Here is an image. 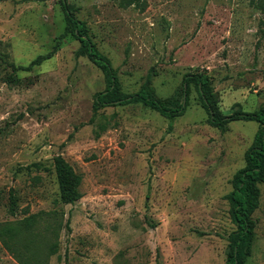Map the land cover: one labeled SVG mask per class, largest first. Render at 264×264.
<instances>
[{
    "label": "rangeland",
    "instance_id": "374dc122",
    "mask_svg": "<svg viewBox=\"0 0 264 264\" xmlns=\"http://www.w3.org/2000/svg\"><path fill=\"white\" fill-rule=\"evenodd\" d=\"M67 3L123 92L146 82L178 103L183 75L205 72L223 114L264 108V0ZM70 28L60 0H0V223L53 226L47 264H226V194L258 124L211 126L193 84L172 118L142 103L93 113L106 80ZM58 154L81 176L74 203L59 200ZM260 190L244 264H264ZM0 264H20L1 242Z\"/></svg>",
    "mask_w": 264,
    "mask_h": 264
},
{
    "label": "trees",
    "instance_id": "16d2710c",
    "mask_svg": "<svg viewBox=\"0 0 264 264\" xmlns=\"http://www.w3.org/2000/svg\"><path fill=\"white\" fill-rule=\"evenodd\" d=\"M63 14L72 34L79 40L81 49L88 59L103 73L106 86L94 94L92 110L97 112L106 106L128 103H142L158 111L162 116L172 118L181 115L186 107L190 84H193L202 107L206 110L207 121L211 126L223 128L232 120H252L258 124L253 140L244 153V166L235 171L231 179V190L226 194L229 213L235 229L228 235L225 249L226 264H244L250 255L254 237L255 220L252 215L259 206L260 185H264V108L243 111L239 107L229 114H223L217 105L210 79L205 72H188L183 75L178 103L172 98L160 99L153 95L151 87L145 82L134 93L121 90L116 71L109 59L100 53L86 33L85 23L77 19L67 0H60ZM50 54L37 56L31 63H38ZM59 200L74 203L81 197L79 190L81 176L62 155L53 157ZM10 212L13 213L14 198L10 195ZM37 215L23 217L15 221L0 223V242L20 264H47L48 256L57 249V231L52 226L37 229ZM48 233L53 235L50 240ZM45 238V242H42ZM43 243V244H42ZM42 253V254H41Z\"/></svg>",
    "mask_w": 264,
    "mask_h": 264
}]
</instances>
